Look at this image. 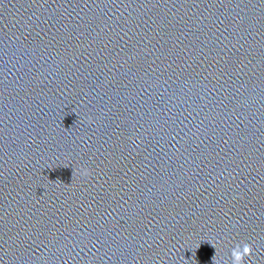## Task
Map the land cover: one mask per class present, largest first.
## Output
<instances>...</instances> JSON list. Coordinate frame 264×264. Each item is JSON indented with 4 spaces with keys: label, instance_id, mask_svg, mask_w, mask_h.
I'll return each instance as SVG.
<instances>
[{
    "label": "clouds",
    "instance_id": "obj_1",
    "mask_svg": "<svg viewBox=\"0 0 264 264\" xmlns=\"http://www.w3.org/2000/svg\"><path fill=\"white\" fill-rule=\"evenodd\" d=\"M88 123H93L91 117L88 118ZM90 174L91 172L90 169L88 168H84L82 171L79 172V175L83 177H88ZM209 243L215 249V254L212 257V264H222V259L218 255L217 244L211 241H209ZM199 246L200 245L197 246V249L199 248ZM252 254H253V248L250 243L247 242L237 243L230 251L231 264H245L246 257H251ZM192 257H193V253H192ZM196 264H199L197 260H196ZM223 264H228V261L223 260Z\"/></svg>",
    "mask_w": 264,
    "mask_h": 264
}]
</instances>
